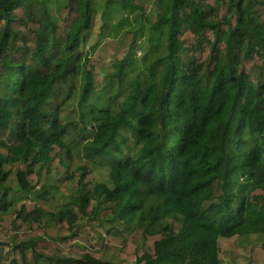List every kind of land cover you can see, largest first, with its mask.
<instances>
[{
  "label": "trees",
  "instance_id": "trees-1",
  "mask_svg": "<svg viewBox=\"0 0 264 264\" xmlns=\"http://www.w3.org/2000/svg\"><path fill=\"white\" fill-rule=\"evenodd\" d=\"M96 13L134 35L100 79ZM221 239L264 264V0L1 6L0 264H222Z\"/></svg>",
  "mask_w": 264,
  "mask_h": 264
},
{
  "label": "rangeland",
  "instance_id": "rangeland-1",
  "mask_svg": "<svg viewBox=\"0 0 264 264\" xmlns=\"http://www.w3.org/2000/svg\"><path fill=\"white\" fill-rule=\"evenodd\" d=\"M101 22L102 19L100 14L96 13L93 16L91 27L87 31V42L83 45L84 48L86 45H90L96 42L100 38L98 35L99 33H102L103 35L107 34L103 37V41L101 42L100 47L97 48L95 54L92 56V61L95 65V70L98 74V79H100L101 77L103 78L104 71H109L112 69L113 62L115 60L123 57L126 50L129 49L132 39L134 38L132 30H125V28H122L118 32L117 36L113 37L108 34L111 33L109 29L102 30V28H100ZM119 29L120 28H118V30ZM147 49L148 47L144 41L138 45L135 44L130 48V53L128 55L130 68H127L128 78L131 79L134 76L133 73L135 70H141L143 68L145 61L147 60V58H145L148 55ZM101 68H105L106 70H103ZM127 76H125V78ZM117 89L118 87L115 83L112 86L111 90L115 91ZM111 90H109L108 93H110ZM119 90H121L120 87ZM108 93L100 98V102L98 103L99 106H107L108 104L113 103L111 100L108 99ZM65 140L71 146L73 152L76 154L78 148L80 149V144L78 142V136L76 135V133H68L65 136ZM75 157L77 161L80 160V156H77V154ZM76 159L74 163L77 162ZM219 248L222 264H243L244 258L237 251L231 240L221 239L219 242Z\"/></svg>",
  "mask_w": 264,
  "mask_h": 264
},
{
  "label": "water",
  "instance_id": "water-1",
  "mask_svg": "<svg viewBox=\"0 0 264 264\" xmlns=\"http://www.w3.org/2000/svg\"><path fill=\"white\" fill-rule=\"evenodd\" d=\"M7 1H9V0H1L0 1V7L3 6Z\"/></svg>",
  "mask_w": 264,
  "mask_h": 264
}]
</instances>
